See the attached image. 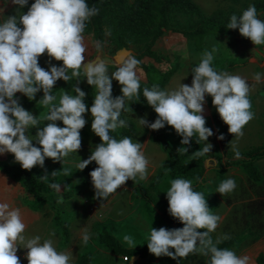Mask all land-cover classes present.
<instances>
[{
  "label": "clouds",
  "instance_id": "9594fccd",
  "mask_svg": "<svg viewBox=\"0 0 264 264\" xmlns=\"http://www.w3.org/2000/svg\"><path fill=\"white\" fill-rule=\"evenodd\" d=\"M9 2L18 6L16 11L28 5V0H5V4ZM98 12L99 9L89 7L86 0H35L26 13L8 16L0 22V155L13 154L15 162L28 171L35 166L43 168L46 158L63 162L81 149V130L87 123L85 114L90 111L91 129L101 143L76 167L83 171L92 162L98 165L90 173L91 181L96 198L107 200L128 180L148 179L149 160L142 143L133 142L128 136L116 139L110 135L127 126L126 121L120 119L122 112L128 111L126 102L139 101L141 85L137 66L141 61L121 59L111 75L108 61L101 57L85 63L86 22ZM227 28L238 29L241 36L256 46L264 45V20L258 18L255 5H250L240 16L233 14ZM96 48L100 50L102 44L96 42ZM217 51L215 46L210 51L205 50L198 65L191 69V86L182 83L171 92L160 90L157 85L143 89V96L157 118L152 123L139 118V124L155 131L166 125L174 128L182 137L181 144L187 146L178 148V153L188 152L194 136L198 135L196 142L199 143L207 142L214 134L206 127L203 115L206 95L212 97V104L228 125V132L237 139L243 137L244 127L254 119L248 82L238 75L216 71L212 63ZM45 53L49 57L50 71L39 65V58ZM52 59L62 61V66L52 65ZM69 70L71 75H68ZM82 73L96 90L91 108L85 103L86 92L79 86L74 89L76 95L62 92L58 104L54 103L57 96L52 93L56 82L60 79L68 82L72 78L80 81ZM253 78L259 83L262 76L256 73ZM113 80L119 82L122 92L115 98ZM40 91L43 97L39 102L47 111L36 117L20 104L16 94L35 100ZM42 121L48 123L40 128ZM57 121H62L64 127L58 126ZM33 128L37 129L34 139L28 135ZM218 138L223 140L224 136L221 134ZM34 140L40 147L34 146ZM212 147L207 143L193 156L203 157ZM234 151L235 158H241V153ZM51 174L55 176L56 172ZM41 178L47 180L48 175ZM49 186L61 191L59 183ZM236 187L235 180L229 178L219 184L217 192L224 196ZM166 193L168 213L184 226L171 230L152 227L147 243L151 254L177 261L201 254L209 257L210 264H248V256H237L232 250L217 247L219 240L213 242L211 233L217 229L221 217L211 212L202 192L193 190L191 180L173 179ZM58 203H63L62 197ZM25 230L20 209L0 202V264H21L17 255L21 245L27 250L28 264H69L70 253L57 251L51 239L41 243L39 235L27 239ZM89 239L87 233L82 237L85 245ZM123 240L130 247H136L131 236L125 235Z\"/></svg>",
  "mask_w": 264,
  "mask_h": 264
},
{
  "label": "rangeland",
  "instance_id": "374dc122",
  "mask_svg": "<svg viewBox=\"0 0 264 264\" xmlns=\"http://www.w3.org/2000/svg\"><path fill=\"white\" fill-rule=\"evenodd\" d=\"M194 1L202 7L206 14H211L217 10L222 11L223 19H225L230 14L242 15L243 11L250 5H253L255 0ZM17 7L10 2L5 4V0H0V22L6 20L8 16L23 14V9L16 11ZM197 24V16L178 13L173 18L172 26L178 29L194 30ZM236 30L237 33L235 35L211 33L204 36L186 37L184 43H180V41L179 43H157L153 49L158 54L163 55L164 59L157 63L153 58L144 57L142 61L146 64L154 65L162 72L167 71L172 66H176L177 71L164 88V91L168 92L177 90L182 83L191 86L193 79L191 69L198 65L205 50L210 51L214 46L218 51L214 53L215 58L213 61L233 59L234 63H238L232 70L224 72L238 75L248 82L250 86L249 95L253 97L251 100V111L255 116L244 127L242 138L237 139L235 137L227 147H223L221 139L218 138L222 134V125L215 118L217 110L212 104V97L206 95L203 115L206 119V127L211 128L214 134L208 138L207 142L203 141V147L207 143L213 146L211 152L203 156V163L206 169L203 182L205 190L208 192L209 198L207 203L211 212L221 217L217 229L211 233L213 242L215 243L217 240L221 241L228 237H236L238 238L236 243L229 250L234 251L237 256H248V264H257L256 257L258 254H264V158L256 162L262 179L257 182L249 177L244 167L241 165H227V162L238 161L244 158V152L248 150L259 147L264 149V45H254L250 39L241 36L239 30ZM89 38L92 40V43H88L90 46L86 45L85 61L94 59L99 51H101L103 56H113L117 51L116 46L110 41H107L100 50H97L95 38L92 35ZM135 56L136 53L128 58H135ZM228 63L226 62L225 64L228 65ZM51 64L60 67L62 66V61L52 59ZM39 65L45 70L50 71L49 57L46 53L39 58ZM116 68L117 66L115 65H108L109 74L111 75V72H114ZM137 69L140 84H148L149 80L145 70L138 66ZM256 73H260L262 76L259 83L253 78ZM68 75H71L70 70ZM79 80L87 88V95L94 102L96 95L94 87L87 83L84 75H81ZM64 82L63 79H60L54 86V89L60 87L54 93L57 96V100L54 103L58 104L59 96L62 92L76 95L74 89L62 86ZM112 84L113 97L121 96L122 92L119 82L113 80ZM16 98L27 111L36 117L47 111L40 102L30 108L26 107L25 102L29 101V99L21 93H17ZM126 107L128 111L122 112V115L131 118L135 124L130 137L133 139V142L143 144L144 154L149 160L148 179L139 180L137 178L136 182L128 180L125 185L121 186L107 200L96 198L94 186L85 182L86 176L84 171H80L76 167L77 163L81 160L88 159L91 152L95 150L96 145L101 143L100 138L91 129L92 116L90 111L85 114L87 123L81 130V149L77 153H71L63 162H54L50 158L45 159L44 167L64 165L63 171L59 174L61 191L55 195L49 191H45L48 199L47 203L39 211L32 212V216H35L36 220H39L37 221L39 225L34 227L31 235L26 234V238L30 239L39 235L41 236V243L46 239H51L57 251L70 253L69 264H73L78 256L86 251L91 253L94 264L100 262L106 264L126 263L127 260H125L124 256L114 255L99 243L98 223L105 221L113 223V228L118 239L127 246L129 245L123 240L125 235L133 238L136 247L143 246L149 241L152 226L139 207V203L135 197V186L139 183L150 186L152 181L159 175L164 162L170 158V155L161 148L159 143L152 139L153 130L139 124V118H146L150 123L154 122L157 118L154 109L150 106H145L139 111H133L132 101L126 102ZM47 123V121H42L40 128L46 126ZM36 133L37 129L33 128L29 130L28 135L34 139ZM33 144L40 147L35 140ZM234 149L241 153V158H235ZM194 153V151L187 152L178 178L192 180L189 176L188 166L194 160ZM9 155L11 158L9 160L15 161L14 155L11 153ZM43 168L35 166L32 170L40 172ZM65 170L67 174H65ZM165 174L166 171L163 172V176ZM229 178L235 180L237 187L233 192L222 196L217 192V188L222 181ZM150 193L153 195L156 215L161 216L164 205L168 202L167 194L160 193L155 188H151ZM61 197L63 198V203H58V199ZM19 200L22 204L27 205L29 196L20 190ZM15 201L16 197H14L13 202L9 203L11 208L14 207ZM260 202H263L262 206ZM65 221L69 225L68 240H66L64 229L59 225L60 222ZM161 227L162 224L159 222L155 228L159 229ZM52 232H55L54 236ZM85 233L90 236L87 245L82 241ZM26 253L27 250L21 245L17 255L21 261L28 264L25 258ZM206 260V256L195 254L189 255L186 259H180L179 261L159 262V264H205ZM137 261L142 263L145 260L138 258ZM130 264L134 263L131 261Z\"/></svg>",
  "mask_w": 264,
  "mask_h": 264
},
{
  "label": "trees",
  "instance_id": "16d2710c",
  "mask_svg": "<svg viewBox=\"0 0 264 264\" xmlns=\"http://www.w3.org/2000/svg\"><path fill=\"white\" fill-rule=\"evenodd\" d=\"M35 0H28V5L23 8V12H27ZM89 7H96L99 12L96 16L86 22L84 36H93L96 41H99L102 46L107 41L113 43L117 50L121 48H132L135 53V59L141 61L138 67L145 70L148 76V84H140V98L139 101L135 99L132 101L133 111H139L145 106H149L146 98L143 96V89L145 87L151 89L157 85L160 90H164L166 85L170 82L172 76L177 71L176 66L170 67L167 71L162 72L159 68L152 64H146L142 61L144 57L153 58L157 63L161 62L164 57L154 51L153 47L156 41L164 34L165 30L172 29L175 32H180L187 37L206 35V34H224L235 35L237 30L227 28L230 22L228 15L223 19V12L220 10L214 11L211 14H206L202 7L194 0H86ZM253 5L257 9L258 18L264 20V0H255ZM183 13L189 16H197L198 24L194 30L178 29L172 26L173 18L176 14ZM229 62L228 65L225 63ZM238 63H234L233 59H220L212 63L214 69L218 72L232 70ZM83 75V73H82ZM79 82V83H78ZM78 84V85H77ZM64 87L68 89H75L79 86L87 94V88L76 79H71L64 82ZM57 88V87H56ZM58 87L57 89H59ZM57 89H53V95ZM43 97V91L36 94L35 100L26 101V107H31ZM250 101L253 99L251 95L248 97ZM85 102L90 109L93 101L86 95ZM151 107V106H150ZM152 108V107H151ZM153 109V108H152ZM215 118L222 125V135L224 139L221 140V145L227 147L235 138L228 132V125H226L220 118L218 112L215 113ZM120 119H124L127 123L126 127L118 128L115 132H111L116 139H122L125 136L130 137L134 130L135 124L131 118L125 117L121 114ZM58 126L63 127L62 121H57ZM152 139L159 143L161 148L170 155V158L164 162L159 175L152 181L150 186L139 183L135 186V197L139 203V207L146 215L152 227H156L161 222L162 227L169 230L175 228H182L184 225L178 220L174 219L168 213V202L164 205L161 216L156 215V208L154 206L153 195L150 193L151 188L157 189L160 193H166L171 186V181L179 177V171L184 163L187 153H178L177 149L187 147L181 144L182 137L179 136L174 128L166 125L163 129L152 131ZM198 135L194 136L191 144L188 147L189 151H198L203 148V141L199 143ZM245 157L238 161H229L227 165H241L244 167L249 177L257 182L262 180L256 162L264 158V149L262 147L255 148L244 152ZM223 166V165H221ZM98 165L92 162L83 171L86 176L85 182L93 186L90 173ZM189 176L191 177L193 190L202 192L205 199L208 200V192L204 186L205 165L203 157H195L189 164ZM64 165H57L55 167H44L40 172L34 170H24L21 165L15 161L7 160L0 161V171L19 182L27 191L29 195V206L32 210H39L47 203L48 199L45 191L51 192L53 195L57 191L49 185L53 183L60 184V173L63 171ZM56 172L52 176V172ZM166 174L163 176V172ZM48 175V179L44 180L41 177ZM163 176V177H162ZM167 194V193H166ZM208 202V201H207ZM261 206L263 202H260ZM59 225L64 229L66 240L69 238V225L67 221L60 222ZM98 241L106 248L107 251L114 255L127 257L125 264H130L135 255H139L144 262L136 261L134 264H159V262H172L174 259L162 256L156 257L148 250L147 243L139 247H130L118 239L113 223L105 221L97 224ZM238 238L228 237L220 241L217 247L229 249L232 247ZM174 251V249L172 250ZM257 264H264V254L259 253L256 257ZM21 264H25L21 261ZM73 264H94L93 257L90 252L81 253ZM106 264V263H98ZM205 264H210V259L207 257Z\"/></svg>",
  "mask_w": 264,
  "mask_h": 264
},
{
  "label": "crops",
  "instance_id": "0c3cea01",
  "mask_svg": "<svg viewBox=\"0 0 264 264\" xmlns=\"http://www.w3.org/2000/svg\"><path fill=\"white\" fill-rule=\"evenodd\" d=\"M4 10V9H3ZM177 35L181 36L178 37ZM186 37L184 34L180 32H175L172 29L165 30L164 34L156 41L155 46L157 43H184V40H186ZM85 38V44L89 45L88 43H92V40L89 38V36H84ZM99 42V41H96ZM189 43V41H188ZM90 46V45H89ZM11 159L9 153L0 155V161H7ZM22 190V192L27 193L25 188L19 183L4 174L0 171V202H6L11 203L14 201V197H16V203L13 208H19L21 211V216L23 219V222L26 224V230H25V236L26 234L31 235V232L33 231L34 227L36 225H39L36 220L37 218L35 216H32V212H35V210H32L31 207L28 204H24V206L20 200H19V192ZM28 195V193H27ZM29 196V195H28ZM39 211V210H37ZM41 237V236H40Z\"/></svg>",
  "mask_w": 264,
  "mask_h": 264
},
{
  "label": "water",
  "instance_id": "95a60500",
  "mask_svg": "<svg viewBox=\"0 0 264 264\" xmlns=\"http://www.w3.org/2000/svg\"><path fill=\"white\" fill-rule=\"evenodd\" d=\"M131 55H135V51L132 48H121L118 49L113 56H103L101 51H99L98 55L92 60H95L97 57H101L104 60L108 61V65H115L117 66V63L121 59H127ZM91 60L85 61V63H88ZM139 255H135L132 259V263H136L137 259L139 258Z\"/></svg>",
  "mask_w": 264,
  "mask_h": 264
},
{
  "label": "built area",
  "instance_id": "2783aa9c",
  "mask_svg": "<svg viewBox=\"0 0 264 264\" xmlns=\"http://www.w3.org/2000/svg\"><path fill=\"white\" fill-rule=\"evenodd\" d=\"M125 258V260H127L128 258L127 257H124Z\"/></svg>",
  "mask_w": 264,
  "mask_h": 264
}]
</instances>
